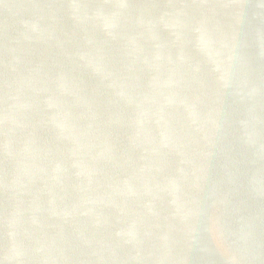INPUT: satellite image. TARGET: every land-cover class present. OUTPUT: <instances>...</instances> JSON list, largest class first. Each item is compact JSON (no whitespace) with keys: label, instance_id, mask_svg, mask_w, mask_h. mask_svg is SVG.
Returning <instances> with one entry per match:
<instances>
[{"label":"water","instance_id":"water-1","mask_svg":"<svg viewBox=\"0 0 264 264\" xmlns=\"http://www.w3.org/2000/svg\"><path fill=\"white\" fill-rule=\"evenodd\" d=\"M0 264H264V0H0Z\"/></svg>","mask_w":264,"mask_h":264}]
</instances>
